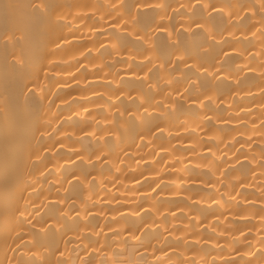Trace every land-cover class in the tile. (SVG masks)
Wrapping results in <instances>:
<instances>
[{"label":"bare ground","instance_id":"1","mask_svg":"<svg viewBox=\"0 0 264 264\" xmlns=\"http://www.w3.org/2000/svg\"><path fill=\"white\" fill-rule=\"evenodd\" d=\"M0 264H264V0H0Z\"/></svg>","mask_w":264,"mask_h":264}]
</instances>
